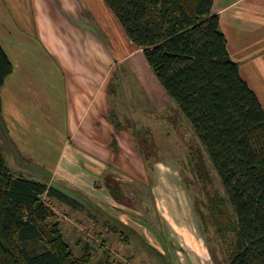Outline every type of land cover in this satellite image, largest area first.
I'll list each match as a JSON object with an SVG mask.
<instances>
[{
    "label": "rangeland",
    "instance_id": "rangeland-1",
    "mask_svg": "<svg viewBox=\"0 0 264 264\" xmlns=\"http://www.w3.org/2000/svg\"><path fill=\"white\" fill-rule=\"evenodd\" d=\"M31 1L0 0V17L4 8L11 20L25 27L30 22L27 17L33 9ZM67 2L72 5L71 10L74 6L77 14L85 13L89 17V29L96 37L88 42L93 53L101 54L108 47L113 53L114 70L107 86L114 108L108 110L107 120L115 127L117 135L128 136L125 143L128 152L119 150L113 137L111 144L115 155L110 165L115 169L124 165L131 169L132 175L106 173L99 183L105 185L112 197L102 204L79 195L64 181L61 184L51 180L48 183L60 185L70 197L63 201L43 196L54 212L53 220L61 223L74 254L90 253L93 264H102L107 255L105 250L109 260H122L126 264H226L233 236L216 234L211 224V211L205 204L214 193L225 195V192L203 141L176 102L160 93L159 86L150 79L140 62L142 56L135 54L123 62L116 60V46L103 37L100 25L92 18L94 8L99 11L97 0L87 2L90 8L84 4L85 0ZM57 4L62 12L70 14L69 19L85 28L72 11H67L65 0H57ZM106 23L113 31L108 21ZM13 37L16 38L15 34ZM118 45L122 52L126 51L124 40H119ZM26 58L23 56L24 60ZM117 86L120 87L118 93L113 91ZM142 86L147 98L138 101L134 89ZM115 95L116 101L113 100ZM29 110L31 117L38 121L35 109ZM23 127H26L25 132L21 128L26 137L12 141L14 134L11 127L4 124L0 112V143L8 165L15 173L48 181V168L64 143L54 134L51 125ZM30 149L34 159L23 152ZM139 239H144L156 252L148 251Z\"/></svg>",
    "mask_w": 264,
    "mask_h": 264
},
{
    "label": "trees",
    "instance_id": "trees-1",
    "mask_svg": "<svg viewBox=\"0 0 264 264\" xmlns=\"http://www.w3.org/2000/svg\"><path fill=\"white\" fill-rule=\"evenodd\" d=\"M104 1L191 122L218 172L225 195L216 192L205 204L216 234L233 236L226 264H264V105L229 55L213 0ZM10 72L0 45V88ZM44 195L70 199L48 181L13 172L0 146V264H93L90 253L74 254ZM105 252L102 264H126Z\"/></svg>",
    "mask_w": 264,
    "mask_h": 264
},
{
    "label": "crops",
    "instance_id": "crops-1",
    "mask_svg": "<svg viewBox=\"0 0 264 264\" xmlns=\"http://www.w3.org/2000/svg\"><path fill=\"white\" fill-rule=\"evenodd\" d=\"M65 1L67 11H72L85 28L69 19L70 14L59 9L57 0H32L33 9L27 17L30 22L25 27L11 20L2 8L0 45L11 62V72L0 88V112L4 124H8L14 134L12 141L26 137L25 125H51L64 146L48 168V182L56 180L63 184L64 181L98 203H108L107 199L112 196L99 181L103 182L106 173L132 175L131 169L124 165L119 169L110 165L115 155L113 137L116 147L128 152L125 149L128 136L117 135L115 127L107 120L108 110L114 108L107 86L114 70L113 53L109 47L101 54L93 53L88 44L89 39L95 37L89 29V17L85 13L77 14V9L73 6L71 10L72 5ZM87 2L89 0L84 4L88 5ZM97 3L99 11L94 8L92 18L100 25L103 37L117 47H114L116 60L123 62L135 54L142 56L140 62L145 72H149L150 79L168 99L169 94L145 61L142 49L129 39L105 1L97 0ZM212 12L219 16L227 50L237 62L241 77L264 105V0H213ZM119 40L125 41V52L121 51ZM23 56L28 58L24 60ZM119 90L117 86L113 91L118 93ZM134 90L137 100L147 98L143 86ZM116 98L115 95L113 100ZM148 102L151 104V100ZM29 109H35L38 121L31 117ZM0 146L3 149L1 143ZM23 152L34 159L33 150ZM6 162L8 164L7 159ZM54 185L64 191L60 185Z\"/></svg>",
    "mask_w": 264,
    "mask_h": 264
}]
</instances>
